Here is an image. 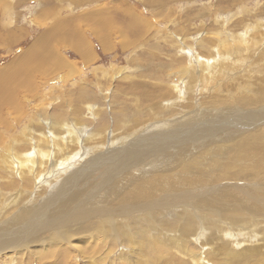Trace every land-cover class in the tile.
<instances>
[{"label": "rangeland", "instance_id": "rangeland-1", "mask_svg": "<svg viewBox=\"0 0 264 264\" xmlns=\"http://www.w3.org/2000/svg\"><path fill=\"white\" fill-rule=\"evenodd\" d=\"M161 1L0 0V72L17 73L13 99L0 106V241L38 223L36 212L43 219L57 185L80 175L33 228L29 250H0V264H47L51 240L65 254L57 264H166L150 250L163 241L168 264H226L225 244L238 254L262 238L264 0ZM155 199L157 209L130 212V221L100 222ZM73 205L81 211L66 223L76 226L70 238L45 232L48 216ZM182 210L197 219L184 243L172 239L179 229L162 227ZM146 214L153 220L141 223Z\"/></svg>", "mask_w": 264, "mask_h": 264}, {"label": "bare ground", "instance_id": "bare-ground-1", "mask_svg": "<svg viewBox=\"0 0 264 264\" xmlns=\"http://www.w3.org/2000/svg\"><path fill=\"white\" fill-rule=\"evenodd\" d=\"M82 2V1H81ZM148 2H152V3H154L155 5L156 4H160L162 1L161 0H148ZM74 3V2H73ZM72 3V4H73ZM78 3H80V2H78ZM81 4V3H80ZM149 4V3H148ZM153 4V5H154ZM151 5V4H150ZM74 6V5H73ZM102 8V7H101ZM94 9V8H93ZM92 9V10H93ZM47 10V9H46ZM103 10V9H102ZM90 11V10H89ZM45 11H43L42 13H44ZM101 12V11H100ZM99 11H98V13H100ZM107 12V11H106ZM87 13V12H86ZM109 13V12H108ZM134 14V13H133ZM94 16H95V13H94ZM135 17V15H133V18ZM96 18L94 17V20H95ZM110 19H112L111 17H110ZM135 19V18H134ZM93 20V19H92ZM107 20V19H106ZM133 20V19H132ZM136 20V19H135ZM108 21V20H107ZM106 22H104V23H101L102 24V26H103V28L104 27H110V26H107L106 24H105ZM130 23V22H129ZM131 24H133V23H131ZM111 25V24H110ZM98 26V25H97ZM130 27H131V25H130ZM133 27V26H132ZM100 28V27H99ZM98 28V29H99ZM97 29V28H96ZM106 29V28H105ZM134 29V28H133ZM109 30V29H108ZM96 31L97 30H95L94 29V32L96 33ZM83 45V47H82V53H81V55H83V58H84V60H86V61H90V59L92 58L91 56H92V53H91V50H90V48L89 47H87V46H85V44L84 43H82ZM79 45V44H78ZM106 45V43H104V46ZM85 47H86V49H85ZM29 56H33V52H28V53H26L25 54V57L27 58V57H29ZM52 56V54L50 55L49 54V57H47V59L48 58H50ZM24 57V58H25ZM46 57V56H45ZM23 58V57H22ZM23 58V59H24ZM52 59H53V56L51 57ZM29 59V58H28ZM27 59V61H28V63H30L31 61H30V59L28 60ZM39 59V58H38ZM45 59V58H44ZM47 59H45V61H46V63L48 62L47 61ZM18 61H20V62H23V61H25V60H22L21 58H18ZM57 69H58V67H59V65L63 62V61H60L59 59H57ZM36 62H39V60H37ZM33 64V63H32ZM21 66H23V65H21ZM33 66V65H32ZM53 67V66H52ZM48 68V67H47ZM25 69V68H24ZM32 69V68H31ZM30 69V70H31ZM20 70L22 71V69H21V67H20ZM29 70V71H30ZM45 70H46V68H45ZM47 70H49V69H47ZM61 70V69H60ZM27 72V71H26ZM2 73H3V71H1L0 72V106L1 105H3L4 103H5V98L9 101V100H11V99H13V94L12 93H10L9 94V92L11 91L12 92V90H13V88L15 87V84H16V82H17V80H16V76L15 75H17V73L16 72H14L11 76H8L7 78H3L2 77ZM33 80V79H32ZM22 81V80H21ZM26 81V80H25ZM28 81V80H27ZM261 118V117H260ZM259 122V121H258ZM206 125H207V123H206ZM214 126V125H213ZM251 126V125H250ZM62 127V126H61ZM226 127H228V126H226ZM63 128V127H62ZM62 128H60V129H62ZM220 128V127H219ZM64 129V131H66L67 133H70V135L72 134V136L71 137H73V136H75L74 134H73V132L72 131H70V126L69 127H66V129L65 128H63ZM205 129V128H204ZM224 129H225V127H224ZM217 132V131H216ZM215 132V133H216ZM227 132V131H226ZM52 133V132H51ZM231 133V132H230ZM205 134V133H204ZM224 134H225V132H224ZM220 135V134H219ZM69 137V136H68ZM74 138V137H73ZM154 138H155V136H154ZM154 138H151V137H146V139H145V141L146 142H148L149 143V146H151V147H153L151 144L153 143V142H155L156 140L154 139ZM197 140V138L195 139V141ZM45 141V140H44ZM191 141H192V139H191ZM213 141H216L215 139H213ZM45 142H47V141H45ZM131 142V141H130ZM130 142H128V144L130 143ZM151 143V144H150ZM168 143H169V141H168ZM189 143V142H188ZM193 143V142H192ZM172 145L174 144V143H171ZM170 144V145H171ZM186 144V143H185ZM53 145H55V144H53ZM155 145V144H154ZM179 145H181V144H179ZM183 145H184V143H183ZM182 145V146H183ZM189 145V144H188ZM33 146H34V149H37V150H39L40 151V149H38L39 148V146H35V144H33ZM159 146V145H158ZM162 146H165V145H162ZM185 146V145H184ZM160 148V147H159ZM187 148V147H186ZM161 149V148H160ZM160 149H158V150H160ZM157 150V151H158ZM35 152V151H34ZM159 152H161V151H159ZM25 153L26 152H23V155H25ZM74 153V152H73ZM72 155V158H74V157H77V154L76 153H74V154H71ZM26 156V155H25ZM37 156V155H36ZM69 157V156H68ZM20 158V157H19ZM49 160V159H48ZM19 161V160H18ZM47 161V160H46ZM38 162V161H37ZM12 165V164H11ZM19 167V166H18ZM163 168H164V166H162ZM170 166H168V170H170V168H169ZM20 168V167H19ZM159 168V167H158ZM165 168H167V167H165ZM22 169V168H21ZM173 169V168H172ZM21 172V171H20ZM22 174V173H21ZM119 174V173H118ZM120 175V174H119ZM78 176H79V178H80V175L79 174H77V173H75V175L71 178V179H69L68 181H63V182H60L58 185H57V188H56V190H54V191H56V192H58V197L56 198V199H54V200H52L45 208H43L42 209V211H43V215H44V217H43V219H42V217H41V215L40 216H38V212H36L35 213V215H36V217H34V219H35V221H39L38 223H35L34 224V226L33 227H30L28 230H26V231H24V232H20V231H22L23 229H25L26 228V226L27 225H29V224H25V225H22V226H20V227H18L17 229H16V231H12V232H9L7 235L10 237V238H12L10 241H0V250H4V252H8V250H10V252L12 253L13 251H15L16 250V253L18 252L17 251V247L19 246V245H24L23 246V248L24 249H28L29 250V248L32 246V245H30V243L31 242H33V241H35V239H36V237H34V233H37V231L35 230V232L34 231H32L33 230V228L35 227V226H38L40 223L43 225V223H44V221L46 220V213L47 212H49V214L53 211V210H50L49 211V209H51V207H53L55 204H57L58 203V201L59 200H61V199H63L66 195H68L69 193H70V191H71V189L72 188H75V187H77L78 185H76V183H79L78 181H75L76 179H79L78 178ZM83 176V175H82ZM173 180H174V178H173ZM68 182H70V183H68ZM189 188V187H188ZM238 188H239V185H238ZM252 188V187H251ZM237 190V189H236ZM239 190V189H238ZM248 190V189H247ZM204 191V190H203ZM202 191V192H203ZM246 191V190H245ZM246 192H248V191H246ZM180 194V193H179ZM178 194V195H179ZM82 195V194H81ZM177 195V196H178ZM50 196V195H49ZM72 196V195H71ZM89 196H92V195H89ZM197 196V195H196ZM68 197V196H67ZM87 197V196H86ZM238 197V196H237ZM48 198V196L46 197V198H44V199H42V201H45L46 199ZM148 198H149V196H148ZM151 198V197H150ZM177 198V197H176ZM194 198H196V197H194ZM212 198V197H211ZM235 198V197H234ZM192 198H190L189 199V201L191 200ZM80 200V199H79ZM159 200V199H158ZM158 200L157 199H155L154 201H152V203H150V205H145V204H139V205H134V206H125L124 207V205H122V208L124 209L123 210V212H125V213H123L124 215H122V217L121 216H117V217H111V216H109V217H106V216H104V218H102V219H100V222L102 221L103 223L104 222H108V223H113V222H116V221H118V222H121L122 221V219L123 220H131L132 219V217H130L129 215H127V214H130V212H139V211H142L143 213H146V211H148L150 208H156V207H159L160 206V204H158ZM234 200V199H233ZM182 201V200H181ZM205 201V200H204ZM193 202V201H192ZM235 202V201H234ZM177 201H171V202H167L166 204H163V206H172V207H174L175 205H177ZM200 203V202H199ZM81 204H82V202H81ZM187 204V203H186ZM198 204V203H197ZM239 204V203H238ZM241 204V203H240ZM67 205H69V204H67ZM237 205V204H236ZM188 207V206H187ZM192 208V207H191ZM210 208V207H209ZM213 208V207H212ZM94 209V208H93ZM157 209V208H156ZM194 209V208H193ZM215 209V208H214ZM249 209V208H248ZM79 210V207H77L76 205H73V209L72 210H70L68 213H66V214H63V215H59V214H54V216H48V219H49V223H50V226H47V228L48 229H46L45 230V232L47 231V232H49L51 235H53V236H55V238H59V237H65V238H70L71 236H69L68 235V233H69V230L71 229V232H74V229L76 230V226H72V223H70L69 222V224H66V223H68V220L69 219H75V220H79V216H76L75 214L77 213H80V211H78ZM112 210V208L110 209V208H99V210H92V212H91V214H89V215H92V214H97V215H104L105 213H110V211ZM198 210V209H197ZM227 211V210H226ZM119 212V211H118ZM153 212V211H152ZM151 212V213H152ZM245 212H247V211H245ZM170 213V212H169ZM210 213V212H209ZM213 213V212H212ZM248 213V212H247ZM252 213V212H251ZM41 214V213H40ZM48 214V215H49ZM153 214V213H152ZM215 214V213H214ZM221 214H223V213H221ZM255 214V213H254ZM254 214H250L252 217H253V219H254V225H256V224H260L261 222L259 221V223H258V220H257V214L256 215H254ZM84 215V214H83ZM113 215H114V213H113ZM184 216V217H186L185 218V220H186V222H185V220L184 221H182V218H181V216ZM216 215V214H215ZM224 215V214H223ZM242 215H246V213L245 214H242ZM82 216V215H81ZM153 216H155V215H153ZM189 216L190 215H188V214H186V212L184 211V210H182V211H180L179 212V214H178V216L176 215V217H177V219L175 218V221H171V220H166V219H164V223H163V225H162V227H164L165 228V230L167 229V231H170V230H177V229H179V233H181V235L180 236H177V235H175L174 237H172V239L173 240H175V239H179V240H181L182 241V243H184V240H185V237H188L189 236V233L188 232H190L192 229H191V227L189 226V224L190 223H194L195 222V220L197 221V219H196V217H194V220L192 219V220H189ZM214 216V215H213ZM225 216H226V214H225ZM232 216H234V215H232ZM212 217V216H211ZM217 216H215V218H216ZM224 217V216H223ZM263 217V216H262ZM203 218H205V216H203ZM210 218V217H209ZM215 218H213V219H215ZM225 218V217H224ZM259 219V218H258ZM153 220V217L152 216H150V215H148V214H146V215H142V217L140 218V221H141V223H147L148 221L150 222V221H152ZM201 220H203V219H201ZM219 220V219H218ZM260 220V219H259ZM72 221V220H71ZM220 221V220H219ZM228 221V220H227ZM117 222V223H118ZM203 222V221H202ZM207 222V221H206ZM216 222V221H215ZM244 222V221H243ZM32 223H34V222H32ZM133 223V222H132ZM204 223V222H203ZM230 223H232V225H233V222H230ZM264 223V222H263ZM0 224H1V222H0ZM205 224V223H204ZM207 224V223H206ZM206 224H205V226H206ZM210 224V223H209ZM208 224V225H209ZM212 225V224H211ZM211 225H210V227H211ZM217 225H218V223H217ZM230 225V224H229ZM254 225H252V226H254ZM212 226H214L215 227V225H212ZM261 226V225H260ZM264 226V225H263ZM220 227V226H219ZM257 227V226H256ZM163 228V229H164ZM231 228L232 227H230V229L229 230H231ZM125 229V228H124ZM129 229V228H128ZM157 229H159L160 231L162 230V231H164L163 229H161V228H158L157 227ZM234 229V228H233ZM240 229H243V228H240ZM3 230V229H2ZM5 230V229H4ZM219 230H221V231H223V230H226V228H222V227H220V229ZM239 230V229H238ZM258 230V229H257ZM227 231V230H226ZM241 231V230H240ZM259 231H261L262 233L261 234H263L264 233V228L263 229H260ZM82 232V231H81ZM165 232V231H164ZM228 232V231H227ZM233 232V231H232ZM243 234H244V231H241ZM2 233H5V232H2ZM198 233V232H197ZM240 233V232H239ZM241 233V234H242ZM136 234V239H138L137 241H139L140 239H143V237H141L139 234H137V233H135ZM191 234V233H190ZM221 234V233H220ZM219 234V235H220ZM212 235V234H211ZM89 236H91V235H89ZM132 236V235H131ZM33 237H34V240H33ZM132 237H134V236H132ZM131 237V238H132ZM76 238V237H75ZM93 238V237H92ZM91 238V239H92ZM212 237H210L209 238V241H210V239H211ZM17 239V240H16ZM84 239V238H83ZM95 239V238H94ZM172 239H169V242H170V244H171V246H178L177 244H176V242H174ZM258 239H260L259 240V242L257 243L256 241H255V243H248L247 245H246V247L243 249V251L242 252H240V253H238V254H236L235 252H230V254H229V252H228V250H230L229 249V247H228V245L227 244H225L224 245V247L223 248H220V252L223 254V252L226 254V256H228V261L226 260V264H261V262H262V264H264V255H263V250H264V234H263V236H262V238H258ZM14 240H16L15 242H13ZM70 240V239H69ZM79 240V239H78ZM67 241V240H66ZM72 241H74V240H72ZM82 241V240H81ZM92 241V240H91ZM131 241V240H130ZM135 241V240H134ZM46 242V241H45ZM90 242V241H89ZM134 243V242H133ZM181 243V242H180ZM188 243V242H187ZM35 244V243H34ZM42 244V243H41ZM47 244V246H50V249H52V251H50V252H48V254H49V256L50 257H52V258H54L53 259V261H51V262H49V263H47V264H57V262H55V258H59L60 257V259H61V257H64L65 256V254H64V252L60 249V248H63V247H61V244H60V242L59 241H50V242H47L46 243ZM57 244L59 245L60 244V248L59 247H57ZM186 244V243H185ZM208 244H209V242H208ZM39 246V245H38ZM35 247H37V246H35ZM47 248V247H46ZM170 247L169 246H167L166 245V243H165V241H163V242H159L158 243V247H156L155 249H150V250H152V251H155L157 254V256L158 257H161V259H162V257L164 258V262L166 263V264H168L169 262H170V260H171V256L172 255H168L167 253L168 252H170V249H169ZM41 249V248H40ZM48 249H49V247H48ZM143 249L144 250H142L143 251V253L144 252H150L149 251V249L148 248H145L144 246H143ZM175 251H177L176 249H175ZM187 251V250H186ZM10 252H8V254L10 253ZM36 252V251H35ZM122 252V251H121ZM174 252V251H173ZM190 252H192L191 250H190ZM10 253V254H11ZM177 253H180V252H177ZM1 255H3V254H1ZM22 255V254H21ZM27 255V254H26ZM31 255V254H30ZM193 255H195V254H193ZM46 256H48V255H46ZM45 256V257H46ZM125 256H126V254H125ZM131 256V255H130ZM180 256V255H179ZM197 257L199 256V255H196ZM196 256H195V258H196ZM1 257V256H0ZM8 257H9V255H8ZM182 257V256H181ZM237 257H238V259H237ZM48 258V257H47ZM194 258V259H195ZM50 261V260H49ZM191 261V260H190ZM146 262H147V264H151V261L149 260V259H146ZM176 262V261H175ZM172 263V262H171ZM30 264V263H29ZM60 264V263H59ZM173 264V263H172ZM177 264V263H176Z\"/></svg>", "mask_w": 264, "mask_h": 264}]
</instances>
